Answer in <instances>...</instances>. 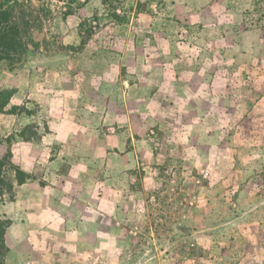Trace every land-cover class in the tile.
Returning <instances> with one entry per match:
<instances>
[{
    "label": "rangeland",
    "instance_id": "374dc122",
    "mask_svg": "<svg viewBox=\"0 0 264 264\" xmlns=\"http://www.w3.org/2000/svg\"><path fill=\"white\" fill-rule=\"evenodd\" d=\"M21 1L36 44L4 68L63 89L58 101L38 96L20 108L74 128L75 188L95 198L91 227L81 231L89 238L50 256L64 264H234L240 232L264 205L258 56H246L232 35L224 42L223 29L202 24L200 7L182 0ZM240 7L264 16V0ZM12 95L0 91V105L8 102L0 112L16 110L7 108ZM9 163L6 192L17 183ZM9 200L3 195L0 206ZM0 255L6 261V242Z\"/></svg>",
    "mask_w": 264,
    "mask_h": 264
},
{
    "label": "crops",
    "instance_id": "0c3cea01",
    "mask_svg": "<svg viewBox=\"0 0 264 264\" xmlns=\"http://www.w3.org/2000/svg\"><path fill=\"white\" fill-rule=\"evenodd\" d=\"M124 1L138 5L146 1L154 4L155 0ZM182 1L185 5L200 7L202 24L216 23L223 29L224 42L236 38L234 45L243 47L249 58L258 56L256 67L264 68V16L256 18L240 7L242 3L249 7L252 0ZM225 7H229L230 12L222 13ZM243 22L251 26L244 28ZM4 64H0V91L13 90L7 108L15 107L16 110L0 112V157L11 153L12 162L30 175L26 182L15 183L13 190L5 194L10 202L3 208L0 206V214L10 219L5 234L9 247L5 264H64L63 257L50 255L59 252L63 255L69 247L79 246L81 237L89 238V230L81 231L91 227L89 217L96 212L95 198L75 188V176L71 173L75 154L74 128L66 129L58 121L48 125L45 113L41 112L35 119L34 112L20 107L25 105L30 110L38 96L41 100L58 101L65 92L57 84H45L43 79L34 78V73L27 74L24 69L6 70ZM240 64L238 62V68H241ZM4 73L6 80H2ZM55 118L59 116L55 115ZM12 135L15 138L12 137L10 142L3 138ZM38 169L42 176L36 178L33 174ZM257 206L251 227L245 233L240 232V255L234 264H264V205ZM75 262L70 260V264Z\"/></svg>",
    "mask_w": 264,
    "mask_h": 264
},
{
    "label": "trees",
    "instance_id": "16d2710c",
    "mask_svg": "<svg viewBox=\"0 0 264 264\" xmlns=\"http://www.w3.org/2000/svg\"><path fill=\"white\" fill-rule=\"evenodd\" d=\"M28 8L29 5L21 0H4L0 2V64L21 61L30 51V43L36 44L35 38L32 36L34 25L32 19L28 16L30 14ZM7 103L6 101L0 105V111L5 110ZM11 158V153L0 157V197L7 192H11L15 185L14 182H9V190L7 192L6 189L2 188L6 182V175H3L2 170H4L3 168L9 160L10 167L16 172L17 183L21 184L30 178V175L16 166ZM9 223L10 221L5 226V221L0 217V249L5 245V234ZM0 264H5V260L0 259Z\"/></svg>",
    "mask_w": 264,
    "mask_h": 264
}]
</instances>
